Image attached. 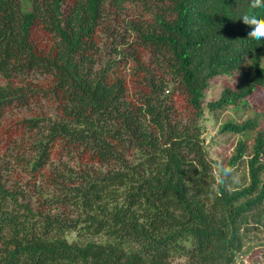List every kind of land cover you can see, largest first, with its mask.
<instances>
[{
    "label": "trees",
    "instance_id": "obj_1",
    "mask_svg": "<svg viewBox=\"0 0 264 264\" xmlns=\"http://www.w3.org/2000/svg\"><path fill=\"white\" fill-rule=\"evenodd\" d=\"M250 4L0 0V264H237L264 217V106L225 125L217 173L199 122L213 81L234 86L212 113L264 90Z\"/></svg>",
    "mask_w": 264,
    "mask_h": 264
},
{
    "label": "rangeland",
    "instance_id": "obj_2",
    "mask_svg": "<svg viewBox=\"0 0 264 264\" xmlns=\"http://www.w3.org/2000/svg\"><path fill=\"white\" fill-rule=\"evenodd\" d=\"M234 86V81L231 77H226L212 82V86L206 92L205 96V113L200 119L202 127V139L207 150L208 160L211 166L217 173L223 162L228 161L238 144L240 136L234 132L224 131V127L228 123H242L249 120L253 115L249 106H264V90H257L251 95L247 101L248 103L242 109L228 108L224 110H216L213 113L208 109V103L214 101L220 94L224 85ZM44 111L50 115H54L55 108L52 105H44ZM182 108V107H180ZM182 110V109H181ZM28 114V112H19L17 115ZM244 138V137H243ZM246 139V138H244ZM252 141L248 142L249 149H251ZM249 159V153L244 154L240 162L230 168L227 174L231 178L230 181L234 185L240 186L248 181V169L246 161ZM264 162V157L262 158ZM54 167L57 166L58 161L54 160ZM73 164V163H72ZM61 209H58L60 211ZM264 211V205L259 208V212ZM242 250L236 256L237 264H264V217L262 223H251L249 229L241 234ZM76 235L69 236V240H74ZM189 245V241L185 242ZM172 264H189L188 259L184 256L176 257L172 260Z\"/></svg>",
    "mask_w": 264,
    "mask_h": 264
},
{
    "label": "clouds",
    "instance_id": "obj_3",
    "mask_svg": "<svg viewBox=\"0 0 264 264\" xmlns=\"http://www.w3.org/2000/svg\"><path fill=\"white\" fill-rule=\"evenodd\" d=\"M252 9H264V0H251ZM251 30L248 32V39L257 43H264V18H259L256 14H245L240 19Z\"/></svg>",
    "mask_w": 264,
    "mask_h": 264
}]
</instances>
